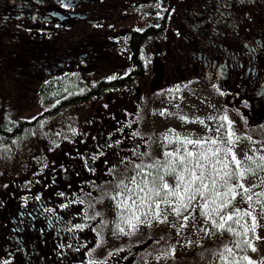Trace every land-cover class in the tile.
I'll return each instance as SVG.
<instances>
[{"label":"flooded vegetation","instance_id":"1","mask_svg":"<svg viewBox=\"0 0 264 264\" xmlns=\"http://www.w3.org/2000/svg\"><path fill=\"white\" fill-rule=\"evenodd\" d=\"M1 3L0 32L30 36L26 59L20 35L11 51L15 78L0 74L10 84L0 88V125L29 131L0 150L10 151L0 168V264H136L151 241L133 251L108 244L99 205L121 164L148 159L156 145L151 131H139L137 109L152 91L206 85L264 124V0ZM68 77L85 83L91 100L82 107L114 100L71 130L51 131L55 114L42 116L40 102ZM15 92L16 102L32 100L24 115L9 109ZM25 140L29 147L17 145Z\"/></svg>","mask_w":264,"mask_h":264},{"label":"rangeland","instance_id":"2","mask_svg":"<svg viewBox=\"0 0 264 264\" xmlns=\"http://www.w3.org/2000/svg\"><path fill=\"white\" fill-rule=\"evenodd\" d=\"M2 80H4V78L0 76V88L4 91V89L10 87V84ZM19 84V89H21L23 84ZM147 90V93H150L149 88H147ZM5 94L7 95L8 92H5ZM16 95L17 92L14 93L12 98H9V103L11 105L9 109L15 113L26 114V111L30 109L28 106L31 105L30 103L32 100L28 97L29 100L28 98H24L23 102H16L18 99ZM6 97L8 98L10 96ZM141 98L142 96H136L137 106H140L139 99ZM25 100H28V103L25 102ZM113 100L112 97H109L107 100H99V102L98 100L92 101L84 107L81 105L73 106L66 112L58 113L54 118L48 119L46 121V127L51 131L54 128L65 127L67 130H71L77 125L76 122L82 121V119L87 116L88 112H91V115H93V111L95 114L96 108L101 107V105H104V107L106 105H112ZM13 102L15 103L13 104ZM133 112H135V107L129 109V113ZM137 112L139 113L141 123L139 131L145 133L146 131H151L152 141L156 145L153 147L152 154L148 159L137 156V159L132 157V160L121 164L120 169L116 170V182L112 183L108 188L106 195L109 194V196L100 200L99 206L103 211V218L105 217L102 234L107 243L116 246L117 249L130 247V250H128L133 251L135 246L141 248L142 244L144 246L151 241V245L146 248L145 255L140 257L136 264H191L193 260H199L196 264H249L248 260L241 259L243 256H247L253 264H260V262L264 260V218L260 217L259 211L261 203L264 202V196H258L256 193H264V184L261 183L262 179H264V170L257 167L259 160H256L255 163L246 162L251 164L256 174L252 175L248 173L242 183L245 187H250L252 185L260 186L252 187L251 192H244L243 189L236 188L235 200L224 210L225 212H233L234 208L248 211H252L253 208L255 209V211H253V216L256 217L260 226L257 227L254 232L248 231L247 234L244 233V229L240 228L239 225H234L236 231L241 233L238 236L227 231V225L224 229L213 228L211 221L201 214L202 208L196 207L195 204L193 207H190L187 212L183 213L184 216L188 217L187 220H183L182 218L178 219L172 214L169 215L167 222L160 223L158 220L149 216L148 219L151 226L140 225L139 230L132 235L119 234L116 228L117 224L124 227L125 232H129V228L121 220V215L123 214L127 217L128 213L122 208L117 207L122 198L113 199V197L121 191L118 185L122 184L134 189L138 195L142 196L144 193L139 191V188L143 186L141 183L142 180L147 178V180L150 181L158 175L163 176L164 180L174 183L172 177L166 174L163 164L166 160L164 154L172 151L173 148L176 147L175 141L177 133L180 134L181 139L184 137L194 139H200L205 136L215 137L216 128L223 125V128L220 129L223 138L229 137L232 131L239 137V140H237L236 137H231L234 143L227 145V147L232 149V153L229 154L225 162H231L233 154L239 160L244 159L245 153L254 157L264 155V152L251 151L252 149H264V124H261V121L254 122V119L258 118H255V114H252L251 111L244 113V111L241 110V106L236 105V102L231 105L228 104L224 97L218 94V89L206 85H196V87L189 88L181 94L172 91H163L160 93L152 91L147 97L145 104L141 106V108H138ZM260 113L263 114L262 112H259V114ZM96 115L97 114L94 116ZM209 116H226L227 121L219 119L209 120ZM181 117H185V119L182 120ZM260 119L262 121L264 120V114ZM200 121H203V123H200ZM46 127L42 129V134L45 132ZM209 129H211V131H209ZM169 130L172 131L170 132ZM55 135L57 136V133ZM165 136L168 137V140H165ZM168 141H172L173 143L169 144ZM18 144H20V146L23 144V149L29 147L27 140L23 142L19 141L17 145ZM217 146L224 147L225 145H211L212 148ZM208 147L209 145H204V148L201 150H205ZM188 148L193 152L197 151V149L191 145H189ZM3 152H6V154H3ZM9 152L8 149L2 150L0 168L1 165L5 163L4 155L10 154ZM207 154L210 160H215L211 152ZM122 157L124 159V156ZM167 159L171 160L172 157H168ZM150 164H155L157 166L153 168L147 167ZM137 165L140 167H137ZM229 167L234 169L236 166L234 163H230ZM217 168L220 169L221 175H223L225 170L219 165H217ZM3 172L4 170L0 172V178ZM133 177H135V182L132 181ZM217 179L219 186L223 181L219 178ZM220 191L221 193L226 192L227 188L222 187ZM240 193H243L244 198H241ZM231 195L232 193H229V199ZM248 195L252 196L251 202L246 200ZM216 199L219 204L223 203L226 198L221 195ZM198 201L202 206L204 201L199 200V197ZM128 203L130 204L131 201L129 200ZM213 206L215 205H210L209 207L211 208ZM162 207L164 206L162 205ZM214 218L219 222V216ZM245 223L251 226V218L244 216L241 219V224ZM182 224L183 227H181ZM201 229H204V231H201ZM244 240H247L248 244H242L241 247L245 250L240 251V249L235 247V244L237 241ZM206 247L210 249L202 253L204 257L200 260L202 254L199 253ZM225 247L233 250L235 260H233L232 255L224 251ZM253 247L256 248L255 252L252 251ZM161 249L168 250L169 256L166 259H157ZM220 253H224L223 257L219 255Z\"/></svg>","mask_w":264,"mask_h":264},{"label":"snow or ice","instance_id":"3","mask_svg":"<svg viewBox=\"0 0 264 264\" xmlns=\"http://www.w3.org/2000/svg\"><path fill=\"white\" fill-rule=\"evenodd\" d=\"M115 78L116 77H112V79ZM181 119L183 120L185 117H181ZM208 119L227 121L226 116H209ZM200 123H203V121H200ZM221 128H223V125L216 128L215 137L205 136L200 139L184 137L181 139L180 134H176V147H174L172 151L164 154L166 160L163 164L166 174L172 177L174 183L164 180V177L160 175L154 177L150 181L145 178L141 182L143 186L139 188V191L144 193L142 196L138 195L134 189L129 188L127 185H118V187L121 188V191L118 192L113 199L122 198L117 207L122 208L128 213L127 217L122 214L121 220L129 228V232H125V228L121 227L120 224H117L116 228L118 229L119 234L132 235L139 230L140 225L151 226L148 219L149 216L158 220L160 223L167 222L169 215L172 214L178 219L182 218L183 220H187L188 217L184 216L183 213L187 212L194 204L196 207L202 208L201 214L211 221L213 228L224 229L227 225V231L231 232L233 235L238 236L241 234L236 231L234 225H239L240 228L244 229L245 234H247L248 231L254 232L255 229L260 226L256 217L253 216V211H255L254 208L252 211L239 208H234L233 212H225L224 210L235 200L236 188L243 189L244 192H251L252 187L260 186L252 185L250 187H245L242 181L246 178L248 173H251L252 175L256 174V171L251 167V164L246 162L255 163L256 160H259L257 167L264 170V155L254 157L245 153L244 159L239 160L233 154L231 162H225L229 154L232 153V149L227 147V145L234 143L231 137H236L237 140H239V137L236 136L234 131H232L229 134V137L223 138L220 133ZM169 131L171 132L172 130ZM209 131H211V129H209ZM165 140H168L167 136H165ZM168 143L171 144L173 142L168 141ZM221 144L225 146L211 147V145ZM189 145L196 148L197 151H191L188 148ZM204 145H209V147L205 150H201L204 148ZM251 151L264 152V149H252ZM208 152H211L212 156L215 157L214 161L210 160L207 154ZM168 157H172V159L169 160L167 159ZM230 163H234L236 167L231 169L229 167ZM217 165L225 170L223 175H221V171L217 168ZM156 166L157 165L155 164H150L147 167L153 168ZM137 167L140 166L137 165ZM217 178L223 181L219 186ZM132 181L135 182V177L132 178ZM261 183L264 184V179H262ZM222 187H226L227 191L221 193L220 188ZM229 193H232L230 199L228 198ZM221 195L226 199L223 203L218 204L216 198ZM240 195L241 198H244L243 193H240ZM256 195L264 196V193H256ZM198 197L199 200L204 201L202 206L199 204ZM129 200L131 201L130 204L128 203ZM246 200L251 202L252 196L248 195ZM162 205L164 207H162ZM210 205L215 206L210 208ZM97 215L100 214L97 213ZM259 215L261 218H264V202L261 203ZM216 216H219V222L214 218ZM244 216L251 218V226L247 223L241 224V219ZM181 227H183V224ZM201 231H204V229H201ZM242 244L247 245L248 241H237L235 247L240 249V251H244L245 249L241 247ZM224 251L229 255H232L233 260H235L231 248L225 247ZM252 251L255 252L256 248L253 247ZM219 255L223 257L224 253H220ZM168 256V250L161 249L157 259H166ZM241 259L248 260L249 264H253L247 256H243ZM260 264H264V260H262Z\"/></svg>","mask_w":264,"mask_h":264},{"label":"trees","instance_id":"4","mask_svg":"<svg viewBox=\"0 0 264 264\" xmlns=\"http://www.w3.org/2000/svg\"><path fill=\"white\" fill-rule=\"evenodd\" d=\"M1 9H4V5L1 3L0 0V22H3L1 20ZM4 23V22H3ZM43 27H47L45 24L42 25ZM19 33L21 34H13L12 31H8L7 33H2L0 32V74H5L8 73L10 74L13 78H15L14 74L12 73L14 70L16 72V61L14 60L15 57L11 55V51L14 50L16 46H19L18 43H16L17 36H21V46H25V49L23 51L24 53V58L28 57V40L30 35H28V32L26 31H20ZM16 38V39H15ZM17 40V41H16ZM64 41V37L60 40ZM43 42V39H42ZM41 42V43H42ZM67 42V41H66ZM66 42L61 45L60 47H64ZM12 60V61H11ZM84 85L85 83L83 81H75L71 80L69 77L64 78L63 80H58L56 82V86L54 88L55 90V97H49V96H42L43 102H40V111L42 116H52L56 115L58 113H63L66 112L69 108L73 106H78V105H84L87 102H89L91 99L90 97H87L88 92L84 93ZM96 90V89H93ZM50 93V92H49ZM69 93V94H67ZM86 94V95H85ZM48 95V94H46ZM82 95H85L83 97ZM53 100H56L55 102V110L54 111H48L46 108L47 106H50L53 104ZM28 100H25L27 102ZM45 104V105H44ZM24 115V114H23ZM23 125L19 126L22 127ZM25 126V124H24ZM29 131H19L17 132L13 128V124L9 122L6 127L4 125H0V150L6 146L12 143V140H16L19 138H23L24 135L28 134ZM205 249V250H204ZM202 251H200L199 254L205 253L209 251L210 248L206 247ZM204 257V254L201 255V259ZM199 260H193L191 264H196Z\"/></svg>","mask_w":264,"mask_h":264}]
</instances>
